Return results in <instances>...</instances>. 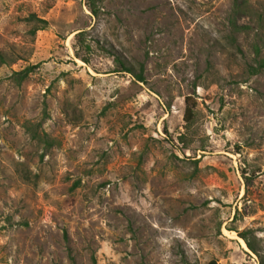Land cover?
I'll list each match as a JSON object with an SVG mask.
<instances>
[{
    "label": "rangeland",
    "instance_id": "1",
    "mask_svg": "<svg viewBox=\"0 0 264 264\" xmlns=\"http://www.w3.org/2000/svg\"><path fill=\"white\" fill-rule=\"evenodd\" d=\"M95 5L0 0V264L264 263V0Z\"/></svg>",
    "mask_w": 264,
    "mask_h": 264
},
{
    "label": "trees",
    "instance_id": "2",
    "mask_svg": "<svg viewBox=\"0 0 264 264\" xmlns=\"http://www.w3.org/2000/svg\"><path fill=\"white\" fill-rule=\"evenodd\" d=\"M88 1V7L89 10L91 11L92 14L96 15L97 14V7L95 5V0H87ZM245 8V9H244ZM247 12L246 7L242 6V4H235L233 7V11L231 14V18L230 21L232 23V27L237 30V29H241V28H245L246 26L244 25H236V22L234 20V17L236 16H241L242 14H245ZM247 14V13H246ZM30 20L36 18L35 15H30ZM39 22L42 23V25H36L33 29L32 32H36L39 29H43L45 27V24L47 23V21L45 19H37ZM257 52V49H256ZM7 62L6 57L4 55V53L0 52V66L2 64H5ZM36 67V65H28L25 68L19 70V71H15L13 73V75L15 76L16 82L20 83L23 79H25L28 74L34 70V68ZM264 68V60H260L258 61L257 66H250L251 72L255 73L258 72L259 69ZM121 70L131 74L136 80L138 81H144V65L142 63H140L139 68L137 70H135L132 66L130 65H125L121 62ZM191 97L190 96H185V108H184V119L186 122L191 121L192 116H193V102H190ZM244 178L246 179V183L249 180V177H247L246 175H244ZM248 232L249 231H242L239 232V237H241L244 242L246 243V246L255 254L258 255V251L256 249V247L253 245L252 241L248 238ZM205 264H219L217 263L215 260H209L207 263ZM259 264H264L263 261H259Z\"/></svg>",
    "mask_w": 264,
    "mask_h": 264
}]
</instances>
